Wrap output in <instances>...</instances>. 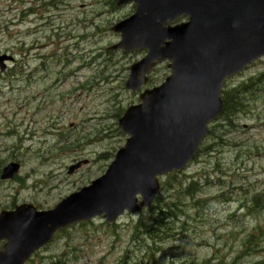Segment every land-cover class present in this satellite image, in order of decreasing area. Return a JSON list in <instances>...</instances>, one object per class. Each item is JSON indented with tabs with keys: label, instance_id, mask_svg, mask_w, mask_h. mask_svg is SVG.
<instances>
[{
	"label": "rangeland",
	"instance_id": "obj_1",
	"mask_svg": "<svg viewBox=\"0 0 264 264\" xmlns=\"http://www.w3.org/2000/svg\"><path fill=\"white\" fill-rule=\"evenodd\" d=\"M56 1L49 7L50 0H0V54L16 58L8 73H0V213L22 204L48 210L103 176L126 140L117 133L116 114L138 102L125 82L128 68L143 54H106L96 64L93 56L118 44L120 37L110 29L133 15L134 5ZM31 9L35 14H26ZM167 65L158 67L155 79L166 77ZM263 73L261 62L242 78ZM258 89L262 93L252 110L237 120L240 129L227 137L235 144L242 140L239 147L214 148L189 164L201 188L187 196L173 182L182 199L165 223L153 229L148 211L145 218L124 215L112 226L97 218L61 233L29 264H252L263 259L264 83ZM85 160L88 165L68 175L72 165ZM11 162L20 163L19 178L2 181V170ZM256 195L262 200L251 204ZM165 196L171 204L173 192ZM145 227L152 236L142 237ZM251 235L260 245L248 253L244 242Z\"/></svg>",
	"mask_w": 264,
	"mask_h": 264
},
{
	"label": "water",
	"instance_id": "obj_2",
	"mask_svg": "<svg viewBox=\"0 0 264 264\" xmlns=\"http://www.w3.org/2000/svg\"><path fill=\"white\" fill-rule=\"evenodd\" d=\"M128 2L137 4V12L114 29L123 38L115 49H146L148 55L131 68L126 88L140 91L147 83L145 76L166 61L171 62L173 76L160 88L145 92L142 104L120 120L131 138L105 176L53 211L37 212L26 205L1 214L0 241L7 244L0 264H25L56 231L71 224L102 215L115 223L126 210L139 209L138 195L144 199L142 206L149 205L159 191L156 176L166 173L169 165L174 167L185 151L198 148L197 126L220 111L224 79L249 63L255 50L257 55L264 53V0H120L119 5ZM182 6L196 8L202 18L192 16L189 29L166 28ZM234 52L242 60L233 66ZM5 59L9 58H0L2 70ZM79 167H72L70 174ZM18 170L19 165L11 164L2 178L11 179Z\"/></svg>",
	"mask_w": 264,
	"mask_h": 264
},
{
	"label": "trees",
	"instance_id": "obj_3",
	"mask_svg": "<svg viewBox=\"0 0 264 264\" xmlns=\"http://www.w3.org/2000/svg\"><path fill=\"white\" fill-rule=\"evenodd\" d=\"M249 239H254V238L251 236ZM250 242H251V240L248 241V243H250ZM252 242H253V241H252Z\"/></svg>",
	"mask_w": 264,
	"mask_h": 264
}]
</instances>
